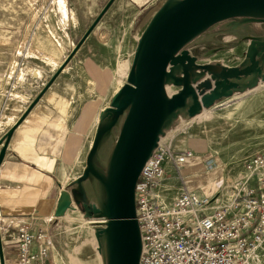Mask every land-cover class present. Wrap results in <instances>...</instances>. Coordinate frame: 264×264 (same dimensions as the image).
<instances>
[{
  "label": "rangeland",
  "instance_id": "obj_1",
  "mask_svg": "<svg viewBox=\"0 0 264 264\" xmlns=\"http://www.w3.org/2000/svg\"><path fill=\"white\" fill-rule=\"evenodd\" d=\"M36 1L31 11L36 6L40 12L44 42L51 39L65 54L60 71L70 60L76 65L91 60L93 77L90 85L81 77V68L69 70L75 82L73 98L79 107L92 99V113L84 146L59 172L54 211L45 225L49 261L110 264L109 183L130 107L118 114L109 107L136 66L149 26L178 0H147L138 8L126 0H65V14L58 0ZM244 10L223 14L196 31L168 64L164 94L171 98L185 88L190 92L178 107L183 109L164 117L160 139L171 151L186 149L193 155L178 173L172 160L166 164L163 182L170 195L184 186L220 203L238 175H244L246 162L264 155V10ZM0 250V264H12L14 245L3 235Z\"/></svg>",
  "mask_w": 264,
  "mask_h": 264
},
{
  "label": "crops",
  "instance_id": "obj_2",
  "mask_svg": "<svg viewBox=\"0 0 264 264\" xmlns=\"http://www.w3.org/2000/svg\"><path fill=\"white\" fill-rule=\"evenodd\" d=\"M32 1L0 0V235L23 222L33 229L47 225L59 172L84 146L92 113V99L79 107L73 98L69 74L81 68L91 85V60H70L60 71L65 54L51 39L44 42ZM126 1L138 8L147 0Z\"/></svg>",
  "mask_w": 264,
  "mask_h": 264
},
{
  "label": "built area",
  "instance_id": "obj_3",
  "mask_svg": "<svg viewBox=\"0 0 264 264\" xmlns=\"http://www.w3.org/2000/svg\"><path fill=\"white\" fill-rule=\"evenodd\" d=\"M192 152L171 151L158 139L134 188L140 236L138 264H263L264 155L250 158L229 196H213L180 186L170 195L166 164L178 173ZM14 245L12 264H51L47 228L19 223L3 232Z\"/></svg>",
  "mask_w": 264,
  "mask_h": 264
},
{
  "label": "water",
  "instance_id": "obj_4",
  "mask_svg": "<svg viewBox=\"0 0 264 264\" xmlns=\"http://www.w3.org/2000/svg\"><path fill=\"white\" fill-rule=\"evenodd\" d=\"M241 5L264 7V0H178L161 11L143 38L128 82L111 101L109 109L116 114L130 107L128 135L119 155L127 119L113 164L116 166L115 178L112 186L109 183L107 230L112 264H138L140 236L135 219V184L156 145V136L165 115L183 106L190 92L185 88L163 101V80L170 58L195 21L217 8ZM97 139L96 135L92 149Z\"/></svg>",
  "mask_w": 264,
  "mask_h": 264
},
{
  "label": "bare ground",
  "instance_id": "obj_5",
  "mask_svg": "<svg viewBox=\"0 0 264 264\" xmlns=\"http://www.w3.org/2000/svg\"><path fill=\"white\" fill-rule=\"evenodd\" d=\"M59 3V6L62 10V12L65 14L66 13V2L65 0H58L57 1ZM241 10V9H246L244 11H246L248 14H251V13H254L253 10H250V9H263L264 10V7H260V6H249V5H241V6H224V7H221V8H217L215 10H213L212 12L206 14L205 16H203L202 18L198 19L197 21H195L193 24H191L186 33H185V36L183 38V41L184 42L185 40H187L192 34H194L196 31L200 30L201 28L203 29V27L208 24H212V22L216 21L218 18H220L223 14H226L228 12H232L234 10ZM204 27V28H205ZM175 53V52H174ZM174 53L172 54L171 58H170V63L171 61L173 60L174 58ZM168 67V66H167ZM167 73L168 71L166 70V73H165V76H164V80H163V84L165 85L166 83L164 82L165 81V77L167 76ZM164 89H162V98H163V101H167L168 99H170V97L166 94H164ZM187 105V104H186ZM176 109V108H175ZM183 109V107L181 108H178L176 110H181ZM186 109V108H185ZM169 114V113H167ZM166 116V115H165ZM129 122H130V116L128 118V123H127V129H126V132H125V136L122 140V143L120 145V149H119V155L123 149V144H124V141L125 139L127 138V135H128V127H129ZM160 134H161V128L159 129L158 133H157V140L160 138ZM193 157V155H192ZM192 157H190V160L192 159ZM119 160V156H118V159H117V162ZM116 162V164H117ZM115 164V165H116ZM115 172H116V166H114L112 168V173H111V182H110V185L112 186L113 184V181H114V178H115ZM180 177V176H179ZM110 264H112V261L110 262Z\"/></svg>",
  "mask_w": 264,
  "mask_h": 264
}]
</instances>
